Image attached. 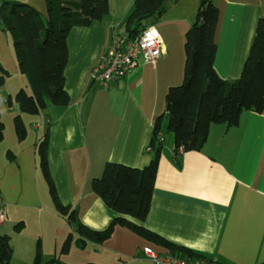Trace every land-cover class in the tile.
Returning <instances> with one entry per match:
<instances>
[{
  "label": "crops",
  "instance_id": "1",
  "mask_svg": "<svg viewBox=\"0 0 264 264\" xmlns=\"http://www.w3.org/2000/svg\"><path fill=\"white\" fill-rule=\"evenodd\" d=\"M1 1L23 2L45 16L48 13L46 0ZM134 3L109 0L108 17L70 31L65 68L69 105L49 102L31 114L37 119L25 116L37 134L27 129L20 138L15 120L11 122L15 132L10 130V143L0 151V195L6 217L0 233L10 237L11 264H33L38 241L43 262L55 260L51 264H154L145 256L146 246L189 260L264 264V111L245 110L237 124H213L201 150L178 156L174 134L167 129V94L184 81L186 37L201 0H176L162 15L145 20L146 27L156 25L163 41L155 63L140 58L130 74L108 88L90 77L105 49L113 46L115 30L128 33L124 23ZM215 4L219 9L215 70L224 79L236 80L264 17V0H215ZM1 74L5 78L0 89L9 92L3 98L9 111L21 117L29 114L12 101V92L20 83L27 89V83L11 36L0 24ZM160 116L164 148L149 213L144 221L124 216L147 233L116 221L104 241L81 236L76 222L58 211L42 167L40 144L46 133L48 167L60 201L76 209L77 220L104 231L121 214L106 205L93 182L103 176L108 162L149 165ZM3 124L0 143L7 139ZM173 246L178 250L173 252Z\"/></svg>",
  "mask_w": 264,
  "mask_h": 264
},
{
  "label": "trees",
  "instance_id": "2",
  "mask_svg": "<svg viewBox=\"0 0 264 264\" xmlns=\"http://www.w3.org/2000/svg\"><path fill=\"white\" fill-rule=\"evenodd\" d=\"M176 0H135L125 21L126 32L138 35L146 19L157 18ZM47 16L34 7L19 1L4 2L0 9V24L7 31L14 47L19 70L27 78L31 91L21 88L16 102L21 112L38 114L47 103L67 106L71 97L65 87V68L68 63V35L75 26H88L96 19L108 17L109 0H46ZM219 9L215 0H201L196 20L186 37L185 78L181 85L173 86L167 94L168 130L174 134L175 153L201 150L209 138L213 124H237L245 110L264 111V17L260 18L250 53L241 76L227 80L215 70L217 51L216 32ZM4 74L0 75V85ZM162 118L154 126L151 147L154 157L149 165L138 168L123 163L108 162L103 176L93 182L99 197L120 217L104 231H96L76 218V209L64 205L55 188L47 162V142L40 144L42 167L48 179L58 211L76 222V231L83 237L104 241L110 237L115 222L146 234L147 231L126 219L130 216L144 221L151 200L161 153L164 148ZM15 127L20 138L27 133L21 117H15ZM4 124L0 120V138ZM72 232L69 235L67 249ZM173 252L178 250L171 247ZM13 249L10 237L0 233V264H11ZM43 262V250L37 243L33 264Z\"/></svg>",
  "mask_w": 264,
  "mask_h": 264
},
{
  "label": "built area",
  "instance_id": "3",
  "mask_svg": "<svg viewBox=\"0 0 264 264\" xmlns=\"http://www.w3.org/2000/svg\"><path fill=\"white\" fill-rule=\"evenodd\" d=\"M2 1L0 0V9ZM162 38L156 25L143 29L138 35L113 34V46L106 48L99 61L93 66L90 77L102 88L130 74L142 58L146 63H155L162 55ZM3 198L0 195V225L5 222ZM145 256L154 264H223L208 260H189L173 253H160L152 247L144 248Z\"/></svg>",
  "mask_w": 264,
  "mask_h": 264
},
{
  "label": "rangeland",
  "instance_id": "4",
  "mask_svg": "<svg viewBox=\"0 0 264 264\" xmlns=\"http://www.w3.org/2000/svg\"><path fill=\"white\" fill-rule=\"evenodd\" d=\"M149 22V21H148ZM10 65H11V63H9ZM26 77H24V80H25V83H27V90L30 92L31 91V89H30V86H29V83H28V80H27V78L25 79ZM21 85H23V84H21L20 83V86H19V88H18V90H17V92L16 93H13L12 92V99H14V100H12L14 103L16 102V99H15V97H16V94L20 91V88L22 87ZM3 91H1V89H0V120L1 121H3L4 123H5V125H6V129H5V134L7 135V139H6V143L5 142H2V143H0V151H3V147H8V145L7 144H9L10 143V140H11V138H9L8 136V134L10 133V130H12V128H13V133L15 132V128H14V124L12 125L11 124V122H13L14 121V118L17 116V114L18 113H11L10 111H9V107H10V105L7 103V102H5V99H3V98H8V93L9 92H3ZM5 94V95H4ZM3 97H2V96ZM4 100V101H3ZM22 115L24 114V113H21ZM25 116H30V117H32V118H34V119H37L34 115H31V114H24L22 117H23V120H24V122H25V124H26V127H27V129H28V131L29 132H31V131H34V133L35 134H37V132H38V130L37 129H34L33 128V124H32V122H29V120H27V118L25 117ZM167 126H168V124H167ZM168 129V128H167ZM163 131H164V128H163ZM73 231V230H72ZM71 231V232H72Z\"/></svg>",
  "mask_w": 264,
  "mask_h": 264
}]
</instances>
